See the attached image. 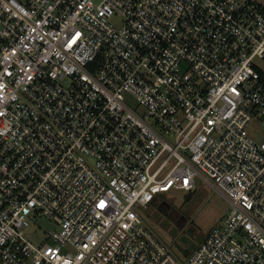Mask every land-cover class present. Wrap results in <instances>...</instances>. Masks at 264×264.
Wrapping results in <instances>:
<instances>
[{"label":"built area","instance_id":"obj_1","mask_svg":"<svg viewBox=\"0 0 264 264\" xmlns=\"http://www.w3.org/2000/svg\"><path fill=\"white\" fill-rule=\"evenodd\" d=\"M256 124L264 0H0V264H264ZM196 178L228 210L182 258L141 210Z\"/></svg>","mask_w":264,"mask_h":264},{"label":"rangeland","instance_id":"obj_2","mask_svg":"<svg viewBox=\"0 0 264 264\" xmlns=\"http://www.w3.org/2000/svg\"><path fill=\"white\" fill-rule=\"evenodd\" d=\"M114 25L120 23L119 17H113ZM126 103L135 108L134 99L126 96ZM254 140H264V128L256 124L251 131ZM162 203L149 204L141 214L148 225L160 236V238L173 250L184 258L185 250L195 249L207 235V233L218 225L228 210L226 200L200 179H195V188L189 193L184 191L170 190L162 194ZM173 214V215H172ZM179 218L184 219V226H178ZM56 229L53 221L46 217L35 218L26 230L27 238L37 244L38 238Z\"/></svg>","mask_w":264,"mask_h":264},{"label":"flooded vegetation","instance_id":"obj_3","mask_svg":"<svg viewBox=\"0 0 264 264\" xmlns=\"http://www.w3.org/2000/svg\"><path fill=\"white\" fill-rule=\"evenodd\" d=\"M157 202H159L160 203V207H163V206H165L166 204H164V203H162L163 201H161V200H158ZM173 215V214H172ZM184 219L183 218H179L178 219V221H177V224H178V226H184Z\"/></svg>","mask_w":264,"mask_h":264},{"label":"trees","instance_id":"obj_4","mask_svg":"<svg viewBox=\"0 0 264 264\" xmlns=\"http://www.w3.org/2000/svg\"><path fill=\"white\" fill-rule=\"evenodd\" d=\"M158 200L156 199V200H153V205L155 204V205H157V204H159V202H157ZM194 249H192V250H190V251H188V250H185L184 251V253H183V256H184V258H186L192 251H193Z\"/></svg>","mask_w":264,"mask_h":264}]
</instances>
